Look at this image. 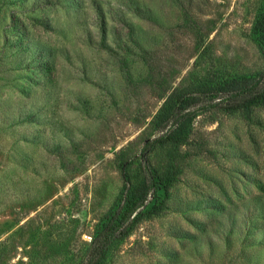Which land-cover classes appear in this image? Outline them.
Returning a JSON list of instances; mask_svg holds the SVG:
<instances>
[{
	"label": "rangeland",
	"instance_id": "374dc122",
	"mask_svg": "<svg viewBox=\"0 0 264 264\" xmlns=\"http://www.w3.org/2000/svg\"><path fill=\"white\" fill-rule=\"evenodd\" d=\"M262 16L264 0H0V264H82L173 92L263 70ZM184 135L165 210L105 264H264V105L203 110Z\"/></svg>",
	"mask_w": 264,
	"mask_h": 264
},
{
	"label": "trees",
	"instance_id": "16d2710c",
	"mask_svg": "<svg viewBox=\"0 0 264 264\" xmlns=\"http://www.w3.org/2000/svg\"><path fill=\"white\" fill-rule=\"evenodd\" d=\"M140 9H136V13ZM253 35L258 42L264 61V16L254 26ZM204 85V84H203ZM195 96H182L173 92L165 104L162 124L164 133L149 143L142 161L143 183L140 187H128L127 196L121 199L104 226L95 233L90 250L82 264H105L111 247L128 237L143 218L159 216L165 210L164 202L158 203L160 193H169L174 186L177 171V149L185 143L187 127L198 113L209 108H218L230 113L245 112L264 105V67L257 77L235 78L211 85H204ZM167 105V106H166ZM170 148L168 162L163 170H155L149 155L157 147ZM152 202H154L152 204ZM257 207L248 209V215ZM261 215V213H258Z\"/></svg>",
	"mask_w": 264,
	"mask_h": 264
}]
</instances>
